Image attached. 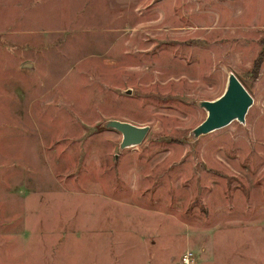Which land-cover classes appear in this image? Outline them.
<instances>
[{"label": "rangeland", "instance_id": "obj_1", "mask_svg": "<svg viewBox=\"0 0 264 264\" xmlns=\"http://www.w3.org/2000/svg\"><path fill=\"white\" fill-rule=\"evenodd\" d=\"M229 73L245 121L194 139ZM186 251L264 264V0H0V264Z\"/></svg>", "mask_w": 264, "mask_h": 264}, {"label": "water", "instance_id": "obj_2", "mask_svg": "<svg viewBox=\"0 0 264 264\" xmlns=\"http://www.w3.org/2000/svg\"><path fill=\"white\" fill-rule=\"evenodd\" d=\"M253 99L235 74L229 73L224 92L212 100H201L198 105L207 111V117L191 131L194 139L229 124L233 120L245 121V115ZM106 128L116 129L122 139L119 149L137 146L143 142L149 126H138L118 119H109L104 123Z\"/></svg>", "mask_w": 264, "mask_h": 264}, {"label": "built area", "instance_id": "obj_3", "mask_svg": "<svg viewBox=\"0 0 264 264\" xmlns=\"http://www.w3.org/2000/svg\"><path fill=\"white\" fill-rule=\"evenodd\" d=\"M181 264H192L193 263V252L186 251L181 257Z\"/></svg>", "mask_w": 264, "mask_h": 264}, {"label": "crops", "instance_id": "obj_4", "mask_svg": "<svg viewBox=\"0 0 264 264\" xmlns=\"http://www.w3.org/2000/svg\"><path fill=\"white\" fill-rule=\"evenodd\" d=\"M24 183H21V186L23 185ZM19 186H20V183H19Z\"/></svg>", "mask_w": 264, "mask_h": 264}]
</instances>
